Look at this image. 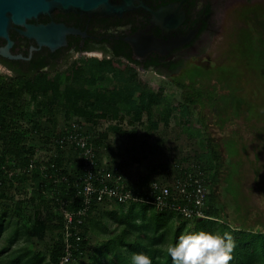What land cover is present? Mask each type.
<instances>
[{"label": "trees", "instance_id": "trees-1", "mask_svg": "<svg viewBox=\"0 0 264 264\" xmlns=\"http://www.w3.org/2000/svg\"><path fill=\"white\" fill-rule=\"evenodd\" d=\"M246 10L247 16L264 12L260 7ZM259 64L264 70V57L252 63L256 67ZM70 71L69 76L64 70L54 75L40 72L34 76L0 73V264H60L68 253L65 264H130L132 254L140 252L148 253L152 264H172L167 247L184 233L188 224L195 226L192 231H230L235 247L229 264H264V221L258 227L231 231L223 207L218 205L213 187L225 165L220 146L210 136L204 120L196 130L204 149L199 156L160 163L157 176L148 174L136 182H131L119 165L104 168L111 174L107 177L108 183H117L127 191L142 195L151 181L179 174L176 164H197L210 189L205 208L209 218L186 219L176 212L157 211L147 203L98 201L93 196L83 223L77 224L75 220L73 224L68 251L64 212L76 211L84 204L81 157L75 145L59 140L72 129L74 118L96 123L105 117L117 120L126 116L135 125L146 114L148 121L160 125L170 121L175 109L182 111L185 118L193 115L198 104L203 107L209 104L201 89L197 94L189 92L194 89L191 83L182 85L177 107L171 101L163 106L158 93L140 80L137 70L130 65L126 68L93 62L84 68L74 66ZM203 99L206 101L202 102ZM57 106L66 119L61 136L44 125L45 120L51 119L52 128H56L54 107ZM111 127L128 133L118 124ZM36 134L49 149L42 159L36 157L33 142ZM129 134L135 137L137 129ZM95 147L97 163L102 166L96 139ZM69 150L75 153L74 159L69 157ZM34 179L37 195H31L28 201L17 200V192ZM50 233L55 236L46 252L36 251L33 239L44 242Z\"/></svg>", "mask_w": 264, "mask_h": 264}, {"label": "rangeland", "instance_id": "rangeland-1", "mask_svg": "<svg viewBox=\"0 0 264 264\" xmlns=\"http://www.w3.org/2000/svg\"><path fill=\"white\" fill-rule=\"evenodd\" d=\"M213 1V28L218 33L214 32L212 42L201 49L202 55L196 61L184 63L176 74L182 84L193 83L194 89L189 91L193 94H197L200 87L206 88L203 97L209 101L208 105L203 107L198 104L194 107L193 115L185 118L182 111L175 109L170 121L160 125L148 121L146 114L135 125L130 124L126 116L117 120L105 117L96 123L79 117L73 121H78L82 130L92 134L98 141L102 167L116 168L119 165L126 171L128 179L136 182L148 174L151 177L157 176L160 163L201 155L204 149L199 143L196 130L201 120H204L210 136L220 146L222 162L226 167L213 187V193L218 205L223 207L225 221L230 222L232 231L241 227H258L264 221V70L260 64L256 67L242 61L231 64L237 70L233 73L224 67V63L219 64L227 58L226 51L230 49L236 30L249 26V30L253 31L256 27L264 34V12L257 11L250 16L241 14L242 10L249 8L264 9V0ZM262 41L264 49V39ZM251 42L253 50H257L258 45L253 43L254 40ZM220 69L222 73L216 77ZM0 73L9 75L1 68ZM230 74L234 76L233 79H230ZM139 78L158 93L163 106L168 101L176 107L180 104L183 90H179L172 79L162 81L154 73L143 72L141 69ZM231 100L236 106H228ZM54 111L58 122L56 128H52L51 119L45 120L44 125L54 131L55 135L61 136L66 129L65 115L60 106L54 107ZM117 124L128 133L115 131L111 127ZM134 128L137 129V135L132 137L129 133ZM33 142L37 150L36 157L44 158L49 152L47 144L39 134L33 136ZM68 152L69 157L74 159L72 155L75 153L71 150ZM35 183V179L29 180L25 188L17 192V200L28 201L31 195H37L38 189L33 188ZM194 229V225L188 224L184 233ZM54 236L55 233H50L44 242L33 239L34 249L46 252Z\"/></svg>", "mask_w": 264, "mask_h": 264}, {"label": "flooded vegetation", "instance_id": "flooded-vegetation-1", "mask_svg": "<svg viewBox=\"0 0 264 264\" xmlns=\"http://www.w3.org/2000/svg\"><path fill=\"white\" fill-rule=\"evenodd\" d=\"M107 2V5L119 9L81 11L54 8L32 20L31 23L34 24H52L67 30L65 44L55 49L40 46L34 38L23 35L20 27H13L10 34L14 43L10 52L23 57L12 59L0 52V68L8 72L7 76H34L40 72L54 75L60 70H64L69 76L70 69L74 66L84 68L85 64L93 62L126 68L130 65L137 70L138 76L140 69L152 72L162 81L172 79L182 91L183 84L177 78V72L184 63L196 61L202 55L201 49L212 42L214 32L218 33L213 28L214 1ZM169 6H174V9L171 12L165 11ZM241 14L245 16L244 10ZM248 27L236 30L230 49L225 52L227 58L219 64L224 63V67L231 69L233 73L237 70L231 64L242 61L255 63L264 57L262 30L254 27L251 31ZM253 40L258 45L257 50H253ZM6 44L7 41L0 38V51ZM211 65L213 64H209ZM221 73L222 69L216 77ZM233 78L232 75L230 79ZM200 89L206 92V88ZM228 106L236 104L231 100Z\"/></svg>", "mask_w": 264, "mask_h": 264}, {"label": "built area", "instance_id": "built-area-1", "mask_svg": "<svg viewBox=\"0 0 264 264\" xmlns=\"http://www.w3.org/2000/svg\"><path fill=\"white\" fill-rule=\"evenodd\" d=\"M75 145L81 157V191L84 204L76 211L64 212V238L69 251L72 227L75 222L82 224L91 204L93 196L98 201L116 200L120 203L142 202L152 206L157 211H169L180 214L186 219L209 218L205 212L210 189L204 178L203 170L197 164H176L179 174H174L165 180L151 181L143 194L125 190L117 183H108L111 174L97 163L95 139L92 134L82 130L78 121L72 122V129L59 140ZM192 168V169H191ZM69 260V253L60 264Z\"/></svg>", "mask_w": 264, "mask_h": 264}, {"label": "water", "instance_id": "water-1", "mask_svg": "<svg viewBox=\"0 0 264 264\" xmlns=\"http://www.w3.org/2000/svg\"><path fill=\"white\" fill-rule=\"evenodd\" d=\"M107 0H0V38L7 44L1 48V55L12 59L22 58V55H13L10 52L13 46L10 30L20 27V32L37 40L40 46H48L52 49L65 44V34L61 26L31 23L41 14H47L54 8L63 10L102 11L116 6L107 5ZM174 6H169L165 11L171 12Z\"/></svg>", "mask_w": 264, "mask_h": 264}, {"label": "clouds", "instance_id": "clouds-1", "mask_svg": "<svg viewBox=\"0 0 264 264\" xmlns=\"http://www.w3.org/2000/svg\"><path fill=\"white\" fill-rule=\"evenodd\" d=\"M235 241L230 232L188 231L167 247L172 264H229ZM130 264H152L148 253L132 254Z\"/></svg>", "mask_w": 264, "mask_h": 264}, {"label": "crops", "instance_id": "crops-1", "mask_svg": "<svg viewBox=\"0 0 264 264\" xmlns=\"http://www.w3.org/2000/svg\"><path fill=\"white\" fill-rule=\"evenodd\" d=\"M226 168V167H225ZM263 187V190H264V185L262 186Z\"/></svg>", "mask_w": 264, "mask_h": 264}]
</instances>
